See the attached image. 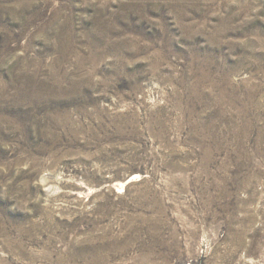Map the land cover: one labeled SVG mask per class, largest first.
<instances>
[{
	"label": "rangeland",
	"instance_id": "1",
	"mask_svg": "<svg viewBox=\"0 0 264 264\" xmlns=\"http://www.w3.org/2000/svg\"><path fill=\"white\" fill-rule=\"evenodd\" d=\"M0 264H264V0H0Z\"/></svg>",
	"mask_w": 264,
	"mask_h": 264
}]
</instances>
